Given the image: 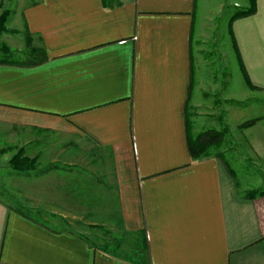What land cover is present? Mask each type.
Returning <instances> with one entry per match:
<instances>
[{
    "label": "crops",
    "instance_id": "crops-1",
    "mask_svg": "<svg viewBox=\"0 0 264 264\" xmlns=\"http://www.w3.org/2000/svg\"><path fill=\"white\" fill-rule=\"evenodd\" d=\"M11 1L0 13L46 58L0 59V264H140L124 256L140 232L150 264H264V196L241 195L220 159L187 146L186 116L193 135L227 126L243 150L215 14L195 27L197 0ZM254 8L227 32L250 92L264 93V0ZM20 149L33 163L18 171ZM28 211L120 234L95 244Z\"/></svg>",
    "mask_w": 264,
    "mask_h": 264
},
{
    "label": "rangeland",
    "instance_id": "rangeland-1",
    "mask_svg": "<svg viewBox=\"0 0 264 264\" xmlns=\"http://www.w3.org/2000/svg\"><path fill=\"white\" fill-rule=\"evenodd\" d=\"M6 3V2H5ZM20 0L11 1V9L15 10L18 7ZM234 3H237L239 7H235ZM248 5V0H197V10H196V22L195 27L200 23L199 20L206 13H213L215 21L218 23L219 27V40L221 42L222 48L224 50L225 58L223 59V64L221 68V63H218V74L219 80L222 81L224 78L221 73H227L228 77L225 79L226 91L234 92L235 95H239L242 103V110L240 113L241 118V147L243 150H231L233 143L237 139H233L232 133L226 126L224 132L221 135L220 143L218 148L210 147L209 157H216L219 155L221 162L224 164L226 169H231L232 174L230 175L235 179L238 186V192L241 195H247V193H254L253 198H259L264 196V147L262 149H257L256 151L249 150L247 144L250 141L264 143V93L262 92H250L247 87L246 79L244 73L241 70L240 64L237 60L236 54L232 49L230 34L227 32L228 18L232 13L239 9H244ZM221 8L220 11H218ZM2 9H4L2 7ZM3 11L0 13V15ZM13 13V12H12ZM218 17V19H217ZM10 18V17H9ZM2 22L3 27L0 28V59L9 61H25L28 59V50L30 45L38 44L37 38L33 37L31 43L27 40L26 31L24 30L23 24H15L13 17ZM7 19V21H6ZM207 43L204 48L208 49L206 56L207 60L212 61L216 59L215 49L212 52V42L211 39H207ZM215 56H213V54ZM220 99V98H219ZM214 106V114H217L218 106L215 105V101L212 102ZM220 105V103H218ZM256 105V107L248 105ZM216 106V107H215ZM221 109L223 105H220ZM210 122V120H209ZM246 122H252L249 126H242ZM257 127V133L255 128H252L250 132L246 130L249 127ZM250 153V154H249ZM19 154L20 157L26 158L24 156L23 150H18L15 155ZM14 155V156H15ZM229 172V171H228ZM8 178V167L0 164V183L1 185ZM8 183L5 182V185ZM30 216L35 218H40L45 220V222L54 229L67 230L74 232L75 234L81 235L90 242L95 244H102V241L106 239L117 238L120 234L119 230L108 229L103 226H91L84 221L63 218L56 215L43 214L39 211H28ZM146 234H144L145 240Z\"/></svg>",
    "mask_w": 264,
    "mask_h": 264
},
{
    "label": "trees",
    "instance_id": "trees-1",
    "mask_svg": "<svg viewBox=\"0 0 264 264\" xmlns=\"http://www.w3.org/2000/svg\"><path fill=\"white\" fill-rule=\"evenodd\" d=\"M250 1H251V6L244 11H238V12L234 13L231 17V20L233 18H236L239 16H245V15H248V14L254 12V9H255L254 8V0H250ZM7 15H8V11H3V13L0 15V28L3 27L2 22L5 20ZM45 58H46L45 53L42 49L31 46L30 49L28 50V60H25L21 64L36 65V64L41 63ZM238 61H239L241 70L244 73V76H246L245 72H244L243 65H242L239 57H238ZM2 62H4V61L2 60ZM250 124H252V122H246L242 126H249ZM221 135H222V132L213 131V130H207V131H203L197 135H193L190 132L189 122H188V119L186 116V139H187L188 150H189V153H190V156L192 157V159L209 157L211 155L209 152V148L210 147L217 148L219 146L220 140H221ZM216 157L218 159L222 158L219 155H216ZM32 163H33L32 160H29L27 158H22V157H20L19 154L13 156L10 159V166L13 169L18 170V171L28 169ZM228 171L231 175H233L231 169H228ZM246 197L247 198H253L254 193L249 192V193H247ZM261 241H262V244L264 247V238H262ZM118 243H117V246H118ZM130 243H131V245L129 247L130 251H129V253H124V256H127L129 258L128 260H130L131 262H134V263L135 262L139 263L138 261H136V258H138L140 260V264H150V257L148 254L147 242H146L145 238L143 237L142 233L141 232L139 233L138 240L134 239Z\"/></svg>",
    "mask_w": 264,
    "mask_h": 264
}]
</instances>
